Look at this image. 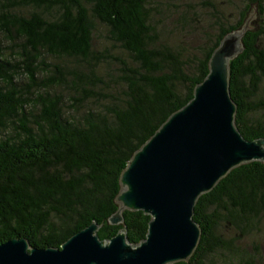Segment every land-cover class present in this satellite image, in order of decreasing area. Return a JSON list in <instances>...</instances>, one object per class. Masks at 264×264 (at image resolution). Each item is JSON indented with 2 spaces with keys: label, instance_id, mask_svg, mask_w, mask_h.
<instances>
[{
  "label": "trees",
  "instance_id": "trees-1",
  "mask_svg": "<svg viewBox=\"0 0 264 264\" xmlns=\"http://www.w3.org/2000/svg\"><path fill=\"white\" fill-rule=\"evenodd\" d=\"M253 10L229 77L249 140L264 137V0H0V243L60 247L92 221L143 240L141 210L108 222L119 175ZM193 219L197 246L171 264H264V161L230 170Z\"/></svg>",
  "mask_w": 264,
  "mask_h": 264
},
{
  "label": "water",
  "instance_id": "water-1",
  "mask_svg": "<svg viewBox=\"0 0 264 264\" xmlns=\"http://www.w3.org/2000/svg\"><path fill=\"white\" fill-rule=\"evenodd\" d=\"M248 20L228 32L213 49L208 72L193 96L172 112L133 152L119 175L118 209L150 216L146 236L130 243L124 229L108 240L92 221L60 247H36L22 238L0 243V264H171L193 253L201 229L193 219L198 197L233 168L264 161V137L244 138L235 124L236 104L229 90L230 61L243 49Z\"/></svg>",
  "mask_w": 264,
  "mask_h": 264
},
{
  "label": "rangeland",
  "instance_id": "rangeland-1",
  "mask_svg": "<svg viewBox=\"0 0 264 264\" xmlns=\"http://www.w3.org/2000/svg\"><path fill=\"white\" fill-rule=\"evenodd\" d=\"M196 1L198 2L199 0H195V2ZM197 6H199V5H197ZM255 17H256L255 11L254 10L250 11L247 18L245 19V21L248 20V26L249 27L252 26V23H253V20L255 19ZM263 44H264V41H263Z\"/></svg>",
  "mask_w": 264,
  "mask_h": 264
}]
</instances>
